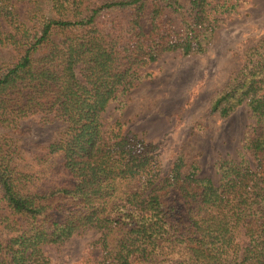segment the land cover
Here are the masks:
<instances>
[{"label": "trees", "instance_id": "obj_1", "mask_svg": "<svg viewBox=\"0 0 264 264\" xmlns=\"http://www.w3.org/2000/svg\"><path fill=\"white\" fill-rule=\"evenodd\" d=\"M228 0H0V227L7 264H47L95 229L99 254L79 264H264V39L210 101L230 115L245 102L251 163L220 159L215 184L183 154L163 162L158 143L106 123L110 103L151 75L165 52L205 53ZM58 122L39 153L14 135L19 122ZM64 184L31 182L49 154Z\"/></svg>", "mask_w": 264, "mask_h": 264}, {"label": "rangeland", "instance_id": "obj_2", "mask_svg": "<svg viewBox=\"0 0 264 264\" xmlns=\"http://www.w3.org/2000/svg\"><path fill=\"white\" fill-rule=\"evenodd\" d=\"M228 4V9L218 8L214 13L220 20L205 53H163L145 65L151 75L128 91L124 106L117 109L113 102L103 113L106 123L118 118L124 131L157 142L163 162L179 150L187 164H196L199 176L215 184L219 178L215 165L220 159L238 162L243 154L251 163L243 148V137L254 120L245 102L227 117H221L210 111V101L242 65L245 51L264 39V0H228ZM59 126L58 122L41 123L27 118L19 122L14 135L25 149L39 153L37 145L48 143ZM68 180L61 157L53 153L31 182L49 187ZM7 225L0 227L3 240L11 234ZM97 237V231L90 228L73 235L60 250L43 247L49 258L47 264H79L89 254L97 256L99 249L90 244ZM0 264H7L2 253Z\"/></svg>", "mask_w": 264, "mask_h": 264}]
</instances>
